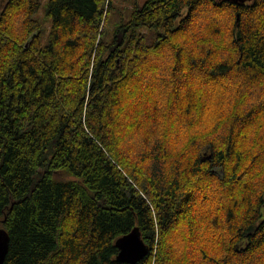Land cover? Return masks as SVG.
Here are the masks:
<instances>
[{
	"label": "trees",
	"instance_id": "trees-1",
	"mask_svg": "<svg viewBox=\"0 0 264 264\" xmlns=\"http://www.w3.org/2000/svg\"><path fill=\"white\" fill-rule=\"evenodd\" d=\"M133 1L0 0L4 264H264V0Z\"/></svg>",
	"mask_w": 264,
	"mask_h": 264
},
{
	"label": "water",
	"instance_id": "water-1",
	"mask_svg": "<svg viewBox=\"0 0 264 264\" xmlns=\"http://www.w3.org/2000/svg\"><path fill=\"white\" fill-rule=\"evenodd\" d=\"M116 246L119 249L117 259L132 264L143 259L150 251L149 246L142 238L139 226H135L129 233L117 238ZM9 248L8 231L0 227V264L5 263Z\"/></svg>",
	"mask_w": 264,
	"mask_h": 264
},
{
	"label": "bare ground",
	"instance_id": "bare-ground-1",
	"mask_svg": "<svg viewBox=\"0 0 264 264\" xmlns=\"http://www.w3.org/2000/svg\"><path fill=\"white\" fill-rule=\"evenodd\" d=\"M131 1H133V0H131ZM140 2V1H139ZM133 3H134V1H133ZM56 6V5H55ZM129 10H131V9H129ZM125 12H126V10H124ZM127 13H125V15H126ZM124 15V14H123ZM135 27V26H134ZM131 28V27H130ZM108 29V28H107ZM104 30H106V29H104ZM130 31H131V29H129ZM133 30V29H132ZM129 32V31H128ZM132 33V32H131ZM133 33H135V32H133ZM125 35V34H124ZM127 35V34H126ZM129 36V35H128ZM123 41V40H122ZM76 50V49H75ZM78 50H80V49H78ZM83 50V49H82ZM81 50V51H82ZM79 53H80V51H79ZM75 54H77V52H75ZM81 54V53H80ZM75 57V56H74ZM71 177V176H70ZM196 182V181H195ZM14 185V184H13ZM35 186V185H34ZM33 187V186H32ZM195 187V186H194ZM15 188V187H14ZM30 188H31V186H30ZM8 189V188H7ZM31 190V189H30ZM195 190V189H194ZM14 191V190H13ZM33 193H34V191H33ZM41 205V204H40ZM46 205V204H45ZM8 214V213H7ZM40 237V236H39ZM12 243V242H11ZM36 243V242H35ZM34 243V244H35ZM33 251V250H32Z\"/></svg>",
	"mask_w": 264,
	"mask_h": 264
},
{
	"label": "rangeland",
	"instance_id": "rangeland-1",
	"mask_svg": "<svg viewBox=\"0 0 264 264\" xmlns=\"http://www.w3.org/2000/svg\"><path fill=\"white\" fill-rule=\"evenodd\" d=\"M64 178H68V176H64Z\"/></svg>",
	"mask_w": 264,
	"mask_h": 264
}]
</instances>
